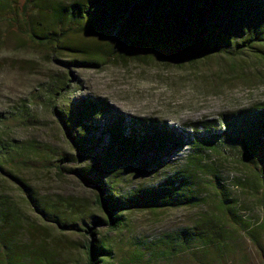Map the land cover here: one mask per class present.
<instances>
[{
	"label": "rangeland",
	"instance_id": "obj_1",
	"mask_svg": "<svg viewBox=\"0 0 264 264\" xmlns=\"http://www.w3.org/2000/svg\"><path fill=\"white\" fill-rule=\"evenodd\" d=\"M58 1L62 0H41L47 7L36 20L49 22L51 7ZM111 37L72 35L68 44L87 45L90 51L103 55L118 40ZM262 49L264 52V46ZM75 58L86 56L65 49L55 53L23 32L0 24V137L31 149L33 164H19L12 172L32 187L44 206L57 212L71 203L75 210L105 217L96 203L97 189L73 171L78 162L63 164L65 170L52 165L50 159L57 152L73 151L53 107L66 108L81 96L100 97L125 115L188 128L196 121L217 119L222 112L264 101V54L246 53L235 59L212 56L181 68L129 57H104L97 66L68 63ZM60 80L68 92L50 98V89ZM188 152L156 172L130 176L117 188L127 194L140 185L158 182L166 171L186 165ZM204 163L219 169L248 229L224 223L208 174L198 171L204 196L200 205L128 212L126 224L115 232L104 223H91L97 237L113 245L116 264H264V209L256 191L239 183L247 180L249 171L224 153H212ZM0 201L4 212L0 215V264H85V245L91 235L65 231L54 222L41 220L28 204L21 184L2 171ZM204 219L210 220V230L217 232L212 234L213 243L183 249L181 234H176Z\"/></svg>",
	"mask_w": 264,
	"mask_h": 264
},
{
	"label": "trees",
	"instance_id": "obj_2",
	"mask_svg": "<svg viewBox=\"0 0 264 264\" xmlns=\"http://www.w3.org/2000/svg\"><path fill=\"white\" fill-rule=\"evenodd\" d=\"M46 7L41 0H0V24L23 32L55 53L65 49L86 56L69 64L97 66L104 57H129L181 68L212 56L235 59L246 53L264 54V0H62L51 7L49 22L37 21ZM72 35H113L111 39L118 40L102 55L87 45H69ZM63 86L64 80H60L50 89V98L66 95L68 90ZM66 106L53 108L73 151L57 152L50 160L60 170L66 169L63 164L79 163L73 171L97 189L96 203L105 217L75 210L71 203L60 212L44 206L32 187L12 172L19 164H33L31 149L19 142L0 137V171L21 184L28 204L41 220L54 222L65 231L81 230L91 235L85 245V264H116L113 245L97 237L91 223H104L115 232L126 224L128 212L200 205L204 196L198 171L208 174L224 223L248 229L219 169L203 165L212 153L234 156L247 168V180L239 183L256 191L264 209V101L222 112L217 119L196 121L188 128L125 115L100 97L81 96ZM186 150L188 163L166 171L158 182L140 185L127 194L117 188L134 174L153 173L177 162ZM1 207L0 201V215L4 213ZM211 223L204 219L200 225L179 231L176 235L181 234L183 249L213 243L212 234L217 232L210 230ZM250 236L258 243L254 233Z\"/></svg>",
	"mask_w": 264,
	"mask_h": 264
}]
</instances>
